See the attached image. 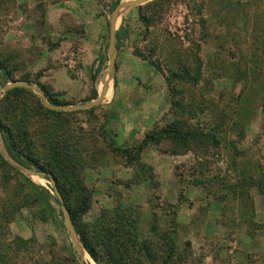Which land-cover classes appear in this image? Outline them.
Listing matches in <instances>:
<instances>
[{
  "label": "rangeland",
  "instance_id": "rangeland-1",
  "mask_svg": "<svg viewBox=\"0 0 264 264\" xmlns=\"http://www.w3.org/2000/svg\"><path fill=\"white\" fill-rule=\"evenodd\" d=\"M137 1L0 0V121L52 171L45 180L14 165L0 136V264H80L57 194L80 183L92 238L121 209L143 258L172 250L175 264H264V0L121 7ZM188 72L198 83L173 82L172 93L167 79ZM15 84L35 89L9 95ZM177 120L215 129L219 149L197 160L164 142L131 166L109 148L136 149Z\"/></svg>",
  "mask_w": 264,
  "mask_h": 264
},
{
  "label": "trees",
  "instance_id": "trees-1",
  "mask_svg": "<svg viewBox=\"0 0 264 264\" xmlns=\"http://www.w3.org/2000/svg\"><path fill=\"white\" fill-rule=\"evenodd\" d=\"M122 33L126 34V31L123 29ZM117 51H120V41L117 43ZM101 72V70L97 71V73L92 76V80L95 84ZM199 78L200 76H198V78L192 77L189 72L185 74L173 73L171 79H167V81L171 88V92L174 93L172 88L173 82L179 81L182 83L189 82L197 84ZM41 88L51 102L58 104L52 95H50V89L47 86L41 85ZM26 92L28 91L25 89L15 88L9 92V95L19 96ZM44 113L51 116L62 115V113L48 110H45ZM0 132L6 142L7 149L18 163L28 168L35 167L41 178L51 180L47 173L52 171L47 168V165H43L31 153L18 151L15 143L14 131L2 121H0ZM218 137L215 129L214 131L213 129L207 130L203 127L193 125L188 120H177L162 129L156 128L147 133L136 149H122L112 145H109V148L113 153L123 155L131 166H133L135 162L140 161L141 154L147 148L160 147L164 142L171 143L172 150L170 154L172 156H185L191 153L198 160L202 157L205 158L212 150L219 149L221 143ZM257 187L260 189L264 198V179H262L261 183L257 184ZM61 192L77 236L82 246L96 264H147L144 260L145 258L151 262L152 260L157 261L160 258L161 264H175V262H173L175 255L172 250L166 254V257H159L157 252H153L150 249L145 252V258H143L146 248L144 250V248H142L143 243L142 245L139 243L140 235L134 224L135 222L131 219L132 217L127 214L129 212H123L121 209L116 212L115 217L112 219V223L110 225H103L99 233H97V236L92 238L90 228L83 220L91 206V199L85 185L80 183V185L72 188L68 193L64 192V190H61ZM182 196L181 194V197ZM105 220L106 219L103 221ZM103 221H101V223ZM262 226L264 228V224ZM144 245L146 244L144 243ZM73 258L74 260L78 258L74 247ZM151 262L150 264H153Z\"/></svg>",
  "mask_w": 264,
  "mask_h": 264
},
{
  "label": "water",
  "instance_id": "water-1",
  "mask_svg": "<svg viewBox=\"0 0 264 264\" xmlns=\"http://www.w3.org/2000/svg\"><path fill=\"white\" fill-rule=\"evenodd\" d=\"M149 1H151V0H141V1H137V2L131 3V4L122 5L121 7H133V6H136V5H142V4H145V3L149 2ZM119 11H120V8H119V9L117 10V12L115 13V15H114V19L117 18V15H118ZM111 32H112V44H111V48H112L113 52L116 54V52H117V47H116V44H115V35H116V30H115V20L111 23ZM113 59H114V58H113ZM104 83H105V78H104ZM20 87H29V88H33V89H35L34 87H30V86H27V85H23V84L18 85V84H15V85H11V86H9V87H8V90H13V89H15V88H20ZM37 91L40 92L42 98L44 99V101H46L47 106H48L49 108L58 109V108H56V107H51L50 105H48V101H47L46 96H45V94H44V92H43L42 89H37ZM101 101H102V98H100L98 102H101ZM94 104H96V103H94ZM67 109H73V108H67ZM0 136H1V132H0ZM1 149H2V151H3L4 154H5V156L7 157V159H8L10 162H12L14 165H16V166H18V167H20V168H23L19 163L15 162V161H14V160L8 155V153H7V151H6V149H5L3 143L1 144ZM25 170H26V169H25ZM27 171H28L30 174H32V175H39L38 173H35V172H32V171H29V170H27ZM48 176H49V175H48ZM49 177H50V179H51V176H49ZM56 191H57V190H56ZM57 194H58V196H59V198H60V203H61L62 208H63V210H64V214H65V217H66V223H67L68 230H69V233H70V236H71L72 242H73V247H74V249H75L76 252H77V256H78L77 259L79 260L80 264H87V263H86V260H85V258H84V256L82 255L81 251L79 250V246H80V245L82 246V244H81V242H80V240H79V238H78V236H77V233H76L75 227H74V225H73V223H72V221H71V218H70V215H69V213H68L67 207L65 206L64 201H63V198H62V196L60 195V193H59L58 191H57ZM82 247H83V246H82ZM83 249L85 250L84 247H83ZM85 251H86V250H85ZM86 252H87V251H86ZM88 255H89V254H88ZM89 256H90V255H89ZM91 259H92V258H91ZM92 261H94V260L92 259ZM94 262H95V261H94ZM95 264H96V263H95Z\"/></svg>",
  "mask_w": 264,
  "mask_h": 264
},
{
  "label": "bare ground",
  "instance_id": "bare-ground-1",
  "mask_svg": "<svg viewBox=\"0 0 264 264\" xmlns=\"http://www.w3.org/2000/svg\"><path fill=\"white\" fill-rule=\"evenodd\" d=\"M79 249L82 251L83 255H85L87 258H89V255L87 254V252H85V250L83 249V247L81 245L79 246ZM90 262H91V264H95V262L92 260H90Z\"/></svg>",
  "mask_w": 264,
  "mask_h": 264
}]
</instances>
